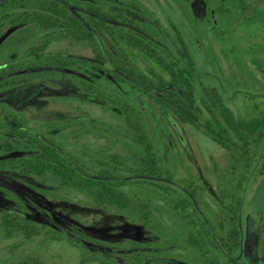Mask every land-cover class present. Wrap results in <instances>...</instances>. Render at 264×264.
Returning a JSON list of instances; mask_svg holds the SVG:
<instances>
[{"label": "rangeland", "instance_id": "1", "mask_svg": "<svg viewBox=\"0 0 264 264\" xmlns=\"http://www.w3.org/2000/svg\"><path fill=\"white\" fill-rule=\"evenodd\" d=\"M64 1L71 8L85 2L111 7L134 1L141 6V25L156 42L171 44L174 32L169 18L177 22L195 61V110L202 127L208 113L200 97L206 96V92L214 93V88L236 115L251 116L264 111V71L253 63L264 64V0H244L243 10L236 7L237 0H227V6L235 7L227 15L213 11L216 0L212 5L205 0L183 4L178 0ZM43 40H49L46 54L93 60V48L88 40H75L61 30H43L30 22L6 23L0 33V106L17 114L36 131L61 134L62 140L78 143L87 161L119 167L121 173L126 174L135 160V143L121 112L83 90L79 78H84L113 97L129 101L151 133L165 144L163 163L177 179L193 176L216 196L221 177L230 172L229 151L202 129L173 120L165 110L151 103L142 90L116 80L107 71L89 62L56 69L37 67L26 73L30 78L28 82L4 87L2 82L6 76L1 73L2 65L24 60L30 47ZM67 118L75 122L84 119L85 125L93 121L100 123L107 132L90 131L80 139L74 138L75 131L62 121ZM1 141L11 142L1 126L0 115ZM31 151V147L24 145L4 151L0 144V159L28 155ZM131 188L138 193L136 195L154 203L156 228L143 223L131 208L101 209L85 193L66 187L49 175L24 174L16 168H0V214L16 213L42 224L51 230L52 236L56 231L66 232L74 226L108 244L126 246L156 240L164 245V252L158 262L148 258V263L191 264L187 250L175 233L174 226L178 224L167 213L163 196L143 185ZM241 219L243 264H264V171L247 186ZM87 255L86 250L64 239L42 236L25 239L17 229L5 231L0 222V264H100L87 259Z\"/></svg>", "mask_w": 264, "mask_h": 264}, {"label": "trees", "instance_id": "2", "mask_svg": "<svg viewBox=\"0 0 264 264\" xmlns=\"http://www.w3.org/2000/svg\"><path fill=\"white\" fill-rule=\"evenodd\" d=\"M178 1L183 4L191 0ZM205 1L210 3L211 0ZM224 1L219 0L212 7L213 11L231 14L235 7L227 6ZM237 8L243 10L244 7L241 3ZM140 10L141 6L134 1L111 7L85 2L71 8L62 0H0V33L6 23L30 22L43 30L64 31L75 40H88L93 48L92 61L66 58L45 54L48 42L45 40L32 46L24 60L10 62L4 71L15 72L21 68L22 81H25L26 73L37 67L56 69L89 62L116 80L142 90L151 103L165 110L173 120L202 129L229 151L232 159L230 172L221 177L216 196L193 176L177 179L163 163L165 144L151 133L129 101L113 97L84 78H79V82L85 92L121 112L137 148L128 173H121L119 167L87 161L78 143L62 140L61 134L36 131L10 113L1 126L17 137L15 143L31 147L32 151L28 155L0 159V168H16L24 174L37 176L49 175L64 186L85 193L101 209L131 208L143 223L156 228L154 203L136 195L138 193L131 188L132 185L146 186L163 196L167 213L178 224L174 226L175 233L187 250L191 264H243L241 216L248 184L264 171V111L259 110L251 116L236 115L222 99L219 90L214 88V93L206 92V96L200 97V103L208 113L202 127L195 110V61L184 42L181 28L169 18L174 32L172 43L156 42L141 25ZM253 63L258 70L264 71V64ZM18 81L12 76L4 85ZM62 121L75 131L73 137L77 139L85 132H107L102 124L94 121L89 122V126L81 118L77 119L78 122L69 118ZM15 143L0 142L4 151L15 148ZM0 222L5 231L17 229L25 239L36 236L64 239L86 250L87 259L100 264H152L147 262L148 258L158 262L164 252V245L156 240L132 242L126 246L108 244L74 226L66 232L56 231L52 236L48 227L16 213L2 212ZM89 246L96 248L91 250Z\"/></svg>", "mask_w": 264, "mask_h": 264}, {"label": "flooded vegetation", "instance_id": "3", "mask_svg": "<svg viewBox=\"0 0 264 264\" xmlns=\"http://www.w3.org/2000/svg\"><path fill=\"white\" fill-rule=\"evenodd\" d=\"M63 2H65L64 0H62ZM238 1V5H240L241 3H243L244 2V0H243V2H241L242 0H237ZM213 2H214V0H211L210 1V4L212 5L213 4ZM216 2H217V4L219 3V0H216ZM226 2H227V0H225L224 1V3L226 4ZM66 3V2H65ZM67 4V3H66ZM216 4V5H217ZM67 6H69L68 4H67ZM237 7V6H236ZM19 23H23V22H19ZM64 32V31H63ZM65 33V32H64ZM66 34V33H65ZM68 36V35H67ZM69 37V36H68ZM43 41H45V40H43ZM43 41H41L40 43H42ZM48 42H49V40H48ZM48 42H47V45H48ZM39 44V43H38ZM37 45V44H36ZM47 45H46V47H47ZM34 46V45H33ZM32 47V46H31ZM30 47V48H31ZM45 47V48H46ZM30 50V49H29ZM44 53L46 54V52H45V49H44ZM28 54V53H27ZM49 55H57V54H49ZM64 57V56H63ZM67 58V57H66ZM15 63V62H14ZM9 64L10 63H6V64H3L2 66H4L2 69H1V73L3 74V75H5L6 77H5V79L3 80V82H2V85L4 86V87H11V86H16V85H20V84H23V83H26V82H28L29 80H30V78H29V76H27L26 75V77H27V79L25 80V81H22V77H23V75H22V69L20 68V69H18L17 71H15V72H5L4 70H6L7 69V67L9 66ZM1 67V66H0ZM36 69V68H35ZM34 69V70H35ZM34 70H32V71H34ZM32 71H30V72H32ZM12 76H15V77H17L20 81H18L17 83H15V84H12V85H4V83H5V80L6 79H9V78H11ZM8 113H10V114H14L17 118H19L20 120H22V118L21 117H19L17 114H15V113H12V112H9L8 110H6L5 109V107H3V106H0V115H1V122L3 123L4 122V118L6 117V115L8 114ZM23 121V120H22ZM9 128V127H8ZM33 129V128H32ZM4 131H6L7 132V134L9 135V137H10V140H11V143H15V139H17V137L15 136H13L11 133H9V131L7 130V128H4ZM15 138V139H14ZM21 140V139H20ZM6 142H8V141H6ZM16 144V146H15V148L16 147H18L19 145H21L20 143H15ZM14 149V148H13ZM13 149H11V150H13ZM10 150V151H11ZM263 174V173H262ZM261 174V175H262Z\"/></svg>", "mask_w": 264, "mask_h": 264}]
</instances>
